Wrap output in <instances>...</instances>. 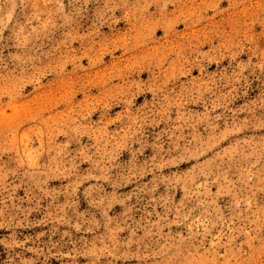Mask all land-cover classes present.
Returning <instances> with one entry per match:
<instances>
[{
    "label": "rangeland",
    "instance_id": "rangeland-1",
    "mask_svg": "<svg viewBox=\"0 0 264 264\" xmlns=\"http://www.w3.org/2000/svg\"><path fill=\"white\" fill-rule=\"evenodd\" d=\"M0 264H264V0H0Z\"/></svg>",
    "mask_w": 264,
    "mask_h": 264
}]
</instances>
